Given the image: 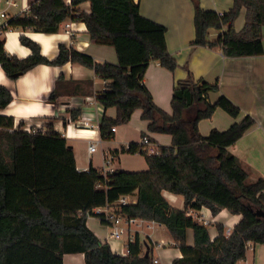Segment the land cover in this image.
Returning <instances> with one entry per match:
<instances>
[{"label":"trees","instance_id":"obj_1","mask_svg":"<svg viewBox=\"0 0 264 264\" xmlns=\"http://www.w3.org/2000/svg\"><path fill=\"white\" fill-rule=\"evenodd\" d=\"M84 2L90 4L89 13L79 8ZM192 2V45L219 48L225 57L263 54L264 0H233L221 14L203 10L198 0ZM242 10L244 25L235 31L233 24ZM67 19L82 21L93 43L112 46L117 63L95 62L64 45L55 59L48 60L37 44L21 35L20 43L31 50L25 59L9 55L0 40V67L5 74L16 79L38 64L79 63L106 82L98 102L116 109L115 118H102L101 138L109 139L112 127L128 124L133 112L141 110L140 118L147 121L141 139L147 133L167 134L171 144L156 145L157 153L152 154L140 142L118 150L141 154L147 165L142 171H79L73 149L52 126L44 133L26 132L21 126L13 129V119L1 114L12 96L0 85V264H63L64 254L77 253L83 254L85 264H157L143 252L138 235L122 256L87 227V217L95 216L92 210L107 204L124 217L164 225L181 252L171 264H239L250 242L264 244V215L257 214H264V179L249 180L228 148L256 121L246 115L224 131L213 128L201 136L198 123L211 118L217 108L233 118L240 109L222 95L211 103L209 95L219 91L218 82L196 80L186 66V77L172 91L171 114L156 106L143 83L145 70L154 61L173 72L177 62L167 50L166 28L143 17L134 0H70L69 5L63 0H34L27 14L10 19L9 27L56 33ZM211 28L226 30L209 39ZM50 100H56L55 92ZM70 114L73 121L80 116L78 111ZM163 191L181 195L183 209L171 207ZM132 194L135 203L115 205L121 196ZM202 207L213 216L226 209L241 219L228 235L216 224L217 236L211 240L206 225L187 216L188 210ZM188 229L193 232V245L186 243Z\"/></svg>","mask_w":264,"mask_h":264},{"label":"crops","instance_id":"obj_2","mask_svg":"<svg viewBox=\"0 0 264 264\" xmlns=\"http://www.w3.org/2000/svg\"><path fill=\"white\" fill-rule=\"evenodd\" d=\"M13 1L17 5L7 7V12L12 18L23 15L34 0ZM63 1L66 5L70 4V0ZM134 1L138 2L143 17L166 28L167 50L177 62L173 72L154 61L148 64L143 83L153 103L171 114L172 91L177 81L186 77L185 66L196 80L218 82L219 91L210 93V102H215L220 95L225 96L239 107L240 114L233 118L217 108L211 118L198 123L199 132L201 136L206 137L213 128L224 131L244 116H251L256 121L255 125L228 150L239 159L249 174V180L264 179V26L261 28L262 55L225 57L219 48L192 45L195 37V10L192 0ZM198 1L203 10L219 14L228 11L233 4V0ZM79 8L85 13L90 12L89 2L82 3ZM244 17L245 12L242 10L233 24L235 31L243 27ZM224 30L226 28L221 31L211 28L209 39H215ZM21 35L37 44L40 54L48 60L55 59L59 53V46L64 45L91 56L95 62L117 63L114 48L93 43L86 25L79 20H65L56 33L9 27L0 37L4 49L11 56L25 59L31 54V50L20 43ZM0 85L12 96L11 102L1 114L13 119V129L21 126L26 132L44 133L48 131V125L52 126L73 149L79 171L95 168L105 173L142 169V161L141 163L132 161V158L142 156L141 154L120 153L118 150L129 143H139L141 133L146 131L147 121L140 118L141 110H135L128 124L116 126L114 131L110 130L112 133L109 139L101 138L99 125L102 118L104 116L115 118L116 109L105 108L98 102L97 97L106 91V82L92 69L72 62L62 65L38 64L16 79H11L0 67ZM53 92L56 94L54 102L50 100ZM71 111L79 112L77 120H72ZM84 123L86 126H83ZM147 136L155 141V145L171 144L170 135L147 133ZM90 146H94L95 150L90 151ZM136 165L140 168H134ZM162 196L171 207L183 209L184 200L181 195L163 191ZM128 200L135 203L136 194L128 195ZM187 216L206 225L211 240L217 236L216 224L222 225L225 234L228 235L241 219V215L231 214L226 209L213 216L206 207L188 210ZM86 225L101 242L108 243L111 251L117 255L125 256L128 242L133 241L134 236L138 235L143 252L150 253L157 264H171L174 259L181 257V252L165 226L156 222L138 221L132 224L119 240L111 239L109 236L111 228L95 216H88ZM186 243L193 245L191 229L186 232ZM63 264H85L84 256L81 253L64 254ZM239 264H264V244L250 242L245 258Z\"/></svg>","mask_w":264,"mask_h":264},{"label":"built area","instance_id":"obj_3","mask_svg":"<svg viewBox=\"0 0 264 264\" xmlns=\"http://www.w3.org/2000/svg\"><path fill=\"white\" fill-rule=\"evenodd\" d=\"M0 5H3L4 7H0V37L6 32V30L9 28V21L12 19V16L8 14L7 7L10 6H16L17 4L13 0H0ZM29 10V9H28ZM28 10L24 13L27 14ZM23 14V15H24ZM86 126V123L83 124V126ZM115 127L111 128V131H114ZM140 143L146 147V152L148 154L157 153V147L155 144L151 143L148 137H143L140 140ZM90 151H94V146L89 147ZM112 172V171H106ZM126 204H133V202L128 200V196H121L115 205H126ZM93 215L95 217L99 218L101 222L108 225L111 228L110 231V238L119 240L121 237L128 231L129 227L132 224H135L138 221H142L141 219H134V218H127L122 215H119L114 212L113 206L111 205H105L103 207H97L92 210ZM207 224V223H205ZM128 251H126V254ZM154 263H157V261L154 259Z\"/></svg>","mask_w":264,"mask_h":264},{"label":"rangeland","instance_id":"obj_4","mask_svg":"<svg viewBox=\"0 0 264 264\" xmlns=\"http://www.w3.org/2000/svg\"><path fill=\"white\" fill-rule=\"evenodd\" d=\"M144 158L142 157V156H138V157H136V158H132V161H134V163H141V161H142V163H143V165H142V169H138V170H136V171H142V170H145L146 168H147V166H146V163H145V161L143 160ZM136 161V162H135ZM133 168V167H132ZM134 168H140L139 167V165H136Z\"/></svg>","mask_w":264,"mask_h":264},{"label":"water","instance_id":"obj_5","mask_svg":"<svg viewBox=\"0 0 264 264\" xmlns=\"http://www.w3.org/2000/svg\"><path fill=\"white\" fill-rule=\"evenodd\" d=\"M258 215H264L263 213H257ZM146 255L148 254V253H145Z\"/></svg>","mask_w":264,"mask_h":264}]
</instances>
